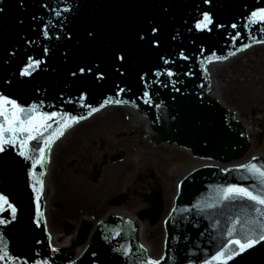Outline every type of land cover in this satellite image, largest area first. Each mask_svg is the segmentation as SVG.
Here are the masks:
<instances>
[{
	"label": "water",
	"instance_id": "95a60500",
	"mask_svg": "<svg viewBox=\"0 0 264 264\" xmlns=\"http://www.w3.org/2000/svg\"><path fill=\"white\" fill-rule=\"evenodd\" d=\"M163 2L169 8V27L173 30L179 28L186 36L191 35L186 32V27L193 23L201 10L211 11L214 18L219 21L236 23L239 26L237 31L241 32L243 39L233 45L227 36L221 38L218 34L214 35L211 46L212 51L217 55H227L229 51H235V47L243 43L253 44L248 38L250 30L244 27L246 17L252 10L264 7V0H212L210 7L204 5L202 0H163ZM23 4L24 7L21 8L20 0H0V8L4 9L0 13V95L15 98L18 103L25 106L40 104L43 106L42 111L68 112L77 116L86 115L88 110L81 108L76 100L73 103L67 102L78 94L74 88L64 86L65 73L70 65L64 63L60 54L64 47L71 45L53 42L51 46L59 50L50 51L49 56L45 58L46 64L29 78L30 83L23 88L15 85L9 87L3 83L5 80L21 79L18 70L23 67L27 56L40 58L43 46L49 45V41H45L40 35L39 26L42 21H51L55 26L50 28L51 35L59 28L52 9L72 7L75 19L72 20L71 27L74 29L86 19L111 26L119 21L131 19L140 12L155 10L147 3H127L125 0H23ZM41 4L49 7H41ZM62 15L70 16L63 13ZM33 16L37 19L33 20ZM20 20L23 24L19 22ZM256 27L252 26L253 29ZM259 28L264 29V25H260ZM67 30L65 28V31ZM232 32L233 30L229 28L228 33ZM254 34L258 39L264 38V34L260 31H255ZM76 35L81 36V33L77 32ZM21 37L24 39L22 40ZM24 40L35 41V44H25ZM257 45L259 44H253L248 49ZM6 49L8 51L15 49L17 54L10 58L8 64H3ZM188 54L195 57L194 60L187 62L192 69V75L180 77L184 83L175 86L180 89L179 92L172 91L171 88L156 89L153 86L150 93L153 101L151 105L144 104L142 98H139L141 91L134 83H131V92L121 95V99L129 101L125 106L136 110L148 120L151 130L156 134L154 138L156 144L176 145L190 151L193 158L216 164L195 167L179 179L180 188L176 189L172 205L163 220L164 237L160 256L165 255L166 261L162 264H204V261L210 260L215 255L222 242L227 240L229 227L236 228L237 232H240V237L237 238H242L245 233L241 231V225L233 224L232 221L253 219L252 206L247 201H223L220 193L229 183L249 186L253 192L258 190L256 180L247 178L248 173L245 170L238 169V165L231 166L245 154L248 146L247 137L243 126L235 121L230 113L231 111L237 115L235 108L228 107L229 111L225 107L226 101H219L220 103L217 101L216 62L213 60L212 63L206 64L204 71H201L200 64L203 61L200 55L194 50L189 51ZM204 59L209 57L206 55ZM153 62L154 60L145 62L144 66L149 67ZM183 63L185 62H181ZM44 67H47V71L43 70ZM112 95L113 89L109 83L103 89L94 90L85 103L97 107L105 97ZM157 104L160 106L156 107ZM109 107L81 121L69 131ZM246 125L248 129L247 122ZM69 131L53 145L49 161L44 166L45 191L41 201L43 219L40 227L33 223L34 206L27 175L29 162L19 157L14 148L7 149L6 154H0L5 160L4 167L0 168V193L6 194L10 203L17 207L16 220L11 219L6 206L0 211V219L9 221L5 225H0V239L7 243L12 255L21 258L16 264H24L25 261L34 264L35 261H42L45 258L49 264H136L137 257L141 255L140 246L146 250L138 239L139 227L131 219L119 215L108 216L105 220L98 221L95 226L91 221L82 220L77 237L71 242L70 247L56 248L58 250L56 253L50 251L51 236L47 226L57 242L59 236L53 201L47 204V200ZM255 150L254 146L246 153L243 160L252 156ZM256 158L253 162L264 168V160ZM116 159L118 157L112 158L113 161ZM250 161L251 159L243 164ZM218 165H224L225 168ZM224 169L229 171L225 172ZM98 175L99 170L94 166L91 175L93 182ZM149 203L150 209L139 217L140 219L147 217L153 225L163 209L158 187L155 192L152 191ZM192 203L197 205L196 209L191 212L182 211ZM210 204L213 207H208ZM173 208L176 209L175 212L172 211ZM194 223H197L198 227H193ZM142 228L141 239L146 244L145 224ZM116 232H120L121 235L117 237ZM201 232L204 233L203 236L200 235ZM89 234L90 237L87 239ZM185 236L188 237L187 240L184 239ZM80 246L83 248L75 256L74 250ZM125 247L131 249L127 257L123 255ZM148 248L151 255L158 256V249ZM144 254L151 258L147 250ZM227 264H264V242L229 260Z\"/></svg>",
	"mask_w": 264,
	"mask_h": 264
},
{
	"label": "snow or ice",
	"instance_id": "6c2138e0",
	"mask_svg": "<svg viewBox=\"0 0 264 264\" xmlns=\"http://www.w3.org/2000/svg\"><path fill=\"white\" fill-rule=\"evenodd\" d=\"M127 3H147L151 5L154 11H144L136 14L131 19L119 21L111 26L93 19L84 20L78 28L71 27L72 20L75 19V12L72 7L52 9V13L57 17L58 30L50 35V28L55 27L51 21H42L39 26L40 35L49 45L42 48V56L34 58L27 56L23 67L18 70V76L21 79L5 80L3 83L9 87L17 86L23 88L30 83L34 73L41 70L46 64L45 58L49 56L50 51H58L53 48V42H63L70 47H64L61 52L65 64L70 65L65 73L66 79L64 86L74 88L77 97L68 99V103L74 100L80 103L81 108H86V115H73L68 112L42 111V105L29 104L22 105L15 98L6 95H0V154H6L9 148L16 149V153L24 161L29 162L28 177L29 187L32 193V202L34 206L33 223L41 226L43 219L42 198L45 191L44 184V166L49 161V154L56 141L65 135V132L74 125L88 119L93 114L99 112L105 107L112 105H126L128 100L121 99V95L132 91L131 83L138 86L141 91V97L144 104H152L153 86L159 88H171L172 91L179 92L175 87L178 83L184 81L180 77H190L192 69L188 61L195 57L189 55V51H196L203 61L200 64L201 71H204L206 64L226 61L237 53L247 50L251 45L247 43L235 47V51H229L227 55H217L212 51L211 42L214 35L221 38L227 36V39L235 45L243 39L240 31H237L236 23L228 24L214 18L211 11L201 10L190 25L186 27V32L191 35L186 36L185 32L179 28L171 29L168 24L169 8L163 0H125ZM207 6L212 5V0H202ZM20 7L23 8V0H20ZM41 7H49L41 4ZM77 8L79 5L76 6ZM4 11L0 8V13ZM70 14L69 15H62ZM37 17L33 16V20ZM23 24V21H19ZM264 25V7L256 8L247 14L245 28L249 29L248 38L253 44L264 45V38L258 39L254 34L260 31L264 34V29L259 26ZM252 26H257L255 29ZM65 28L68 30L65 31ZM233 30L228 33V29ZM222 30V31H220ZM80 32L81 36L76 33ZM199 33V35H196ZM23 40L24 38L21 37ZM25 44H35V41L24 40ZM186 44L188 46H186ZM205 45H208L207 47ZM190 46V47H189ZM17 54L16 50H5L3 64H8L11 57ZM209 59H204L205 56ZM149 67H145V62L153 61ZM181 62H185L181 64ZM47 71V67L43 68ZM56 69L54 68L53 71ZM110 83L113 89V95L107 96L97 107H93L85 101L94 90L103 89ZM121 85H124L123 87ZM37 91H39L37 89ZM159 107L160 105H155ZM256 157H252L247 164L238 165V169H243L248 173L249 179H255L258 190L253 192L249 186L229 183L220 193L223 201H247L252 206L253 219L245 221L233 220L232 223H239L241 231L245 233L242 238L236 228L229 227L227 230V240L222 242L219 250L210 260L204 261V264H227L229 260L240 256L249 249H254L255 245L264 242V168L258 166ZM5 160L0 155V168L4 167ZM223 171L227 172L228 169ZM180 188V185H177ZM7 208L12 220L17 219V207L10 203L6 194L0 193V211ZM213 207V205H208ZM197 205L192 203L190 207L182 211L191 212ZM176 211L175 208L172 210ZM171 215V213H170ZM9 221L0 219V225H5ZM198 227L197 223L192 225ZM120 232H116L119 237ZM204 235L203 232L200 233ZM115 238V237H114ZM50 239V237H49ZM107 239V237H106ZM188 239L187 236L184 237ZM39 243V241H37ZM50 251L56 253L58 250L49 245ZM141 248V255L137 257L136 264H162L166 261V256L159 258H148L144 253L146 250ZM117 251V249H113ZM131 249L123 248V255L129 256ZM95 255V254H93ZM21 259L12 255L7 243L0 239V264H16ZM24 264H28L27 261ZM34 264H49L45 258L42 261H35Z\"/></svg>",
	"mask_w": 264,
	"mask_h": 264
},
{
	"label": "rangeland",
	"instance_id": "374dc122",
	"mask_svg": "<svg viewBox=\"0 0 264 264\" xmlns=\"http://www.w3.org/2000/svg\"><path fill=\"white\" fill-rule=\"evenodd\" d=\"M260 53L237 56L240 58V67L228 66L227 76L221 83V98L226 101L227 107L235 108L237 115L255 119V125L262 126L259 139L255 143L256 150L252 155L264 154V78H257L258 73V76L264 77V56ZM256 58L257 61L252 63ZM229 75L233 78H229ZM117 108L120 107L104 110L103 114H99L101 118L89 121L88 125L80 130L81 135L85 134V137L67 138L56 173H65L70 178L76 177L86 186L88 191H76L80 198L87 196L89 189L96 195L94 204L80 202L75 211L67 206V201L52 200L50 191L48 203L53 201L57 229L62 230V233H58L59 240L63 238V243L60 244H69L83 219L93 223L103 219L106 209L122 207L125 213L137 217V214L144 210L143 195L149 186L155 183L160 184L165 201H169L174 194L175 180L186 168H193L202 163L193 159L185 150L153 143L147 136L148 129L134 126L131 115ZM112 111H115L117 117L111 114ZM106 121L110 122L111 126L108 132L98 130L96 133V129L91 128ZM113 156H120V159L111 161ZM104 157L105 164L102 163ZM98 165L101 166L98 178L96 182H92V167ZM150 174H153L152 179ZM117 197H121L120 202L113 201ZM103 209L105 211L100 212ZM65 210L68 211L66 217L60 219L59 212ZM74 220L79 221L76 227ZM145 231L146 245L158 249L159 252L160 225L151 227L147 224Z\"/></svg>",
	"mask_w": 264,
	"mask_h": 264
},
{
	"label": "bare ground",
	"instance_id": "6f19581e",
	"mask_svg": "<svg viewBox=\"0 0 264 264\" xmlns=\"http://www.w3.org/2000/svg\"><path fill=\"white\" fill-rule=\"evenodd\" d=\"M256 53V52H261L260 54L262 56H264V46H254L252 47L251 49L245 51V52H241L239 53L238 55H236L235 57H233L232 59H228L225 63H221V62H217L215 63V72H216V85L218 84L217 86V98H218V101H223V99L221 98L222 97V91H223V88L221 86V83L224 82V79L223 78H226L227 74H226V70H227V67L229 66H232V67H240V63L239 60L240 58H238L237 56H240V55H247L249 53ZM261 58V57H260ZM258 58H256L254 61H252V63H255L257 61ZM260 73H258L259 75ZM257 75V78H264L262 76H258ZM230 77L229 78H233V76L229 75ZM221 80V81H220ZM220 81V82H219ZM227 107V105H226ZM111 107L107 108L105 111L109 110ZM122 108V109H121ZM114 109V108H113ZM119 111H126L128 114L131 115L132 117V121H133V124L134 126H137V127H145L146 129H148V132L149 134H147V136L149 137V139L153 140L155 138V132H153L149 127H148V124H147V120L137 114L136 112H133L131 111L129 108L127 107H120V108H117ZM105 111H102V114L105 112ZM101 114V113H99ZM97 114L96 116L92 117L91 119L87 120L86 122L82 123L81 125L77 126L76 128H74L73 130L69 131V135L68 137H77V138H83L85 137V134H82L80 133V130L84 127V126H87L89 121L95 119V118H101L99 115ZM112 115H114L115 117H117L115 115V111H112L111 112ZM114 118V117H113ZM116 119V118H115ZM92 129H96V133L98 132V130H104L105 132H108L111 130V126H110V122H103L102 124H98L97 126H91ZM98 128V129H97ZM85 129V128H84ZM89 135H91V133H89ZM83 136V137H82ZM264 160V154L261 156ZM64 159V158H63ZM192 167H188L186 168V170L182 173H186L188 172L189 170H191ZM180 178V177H179ZM179 178H177L175 180V184H174V193H175V189H176V183L178 182ZM81 181H79L76 177H67V175L65 173H61V172H58L56 173L55 175V178H54V181H53V185H52V188H51V192H52V200H61V201H67L68 203V207L71 209V210H77L79 205H80V202L83 203V204H94V200H95V192L94 194H92V190L89 189V192H88V195L85 196V197H81L80 198V194L78 195L76 193V191L78 189L82 190V192H85V191H88L86 190V186L83 185ZM47 204H48V200H47ZM168 204L170 205L171 204V199L168 201ZM68 208V209H69ZM169 208V206H168ZM106 209V208H105ZM105 209L101 210L100 212H103L105 211ZM59 218L60 219H63L66 217L68 211L65 210L64 212H59ZM125 214V210L124 208L122 207H117V208H112V209H106V211L103 213L104 217L106 216H111V215H123ZM103 217V218H104ZM79 221L78 220H74V227L77 226V223ZM58 233H62V230L61 229H57ZM162 238H163V231H162V234H161V241H160V250L158 252V256L161 252V248H162ZM147 246V245H146Z\"/></svg>",
	"mask_w": 264,
	"mask_h": 264
},
{
	"label": "flooded vegetation",
	"instance_id": "af4514ba",
	"mask_svg": "<svg viewBox=\"0 0 264 264\" xmlns=\"http://www.w3.org/2000/svg\"><path fill=\"white\" fill-rule=\"evenodd\" d=\"M155 185V184H154ZM151 187H153V185H150L148 190H146V193L143 195V197H148L151 195ZM164 198V196H163ZM143 203H144V210L148 209L149 207V204L147 201H145V199L143 200Z\"/></svg>",
	"mask_w": 264,
	"mask_h": 264
}]
</instances>
